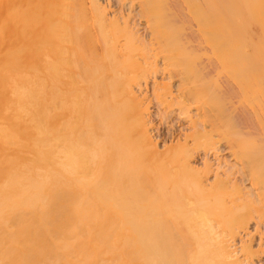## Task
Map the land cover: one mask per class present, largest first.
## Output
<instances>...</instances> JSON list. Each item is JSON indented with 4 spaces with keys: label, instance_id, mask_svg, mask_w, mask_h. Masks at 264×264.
Instances as JSON below:
<instances>
[{
    "label": "bare ground",
    "instance_id": "bare-ground-1",
    "mask_svg": "<svg viewBox=\"0 0 264 264\" xmlns=\"http://www.w3.org/2000/svg\"><path fill=\"white\" fill-rule=\"evenodd\" d=\"M54 1L0 0V264H262L264 0H138L148 41ZM151 89L183 142L153 137Z\"/></svg>",
    "mask_w": 264,
    "mask_h": 264
},
{
    "label": "rangeland",
    "instance_id": "rangeland-1",
    "mask_svg": "<svg viewBox=\"0 0 264 264\" xmlns=\"http://www.w3.org/2000/svg\"><path fill=\"white\" fill-rule=\"evenodd\" d=\"M41 1V0H40ZM39 0H29V5H30V7H32V9L33 8H35V10H37V8H38V6L39 5H41V2H40ZM54 1V0H53ZM137 1V2H136ZM40 2V3H39ZM88 1H85V4L88 6V4L89 3H87ZM100 2H102V3H109L110 4V10H111V14L112 15H116V12H117V17H121V15L122 16H125V15H127V13L130 15V18H132V20L133 21H131V23L132 24H136L135 26H136V29H137V31H138V34H140V36L141 37H143V39H146V41H148V39H149V32H148V30H146L147 29V27H146V24H144L145 22H144V20H143V18L141 17V15H139L140 13H139V8H138V0H101ZM54 3H55V1H54ZM130 3H132L133 5H131ZM58 4V3H57ZM56 4V5H57ZM84 4V5H85ZM32 5H35V6H32ZM56 5H54L55 7H56ZM86 5H85V7H86ZM129 5V6H128ZM132 6V7H131ZM37 7V8H36ZM41 7V6H40ZM130 7H131V11L132 12H130ZM52 8H54V7H52ZM52 8H50V9H52ZM87 8V7H86ZM134 8V9H133ZM55 9V8H54ZM34 10V9H33ZM34 10V11H35ZM113 11V12H112ZM120 11V12H119ZM118 13H119V15H118ZM125 14V15H124ZM37 24V23H36ZM38 25V24H37ZM148 38V39H147ZM161 77V76H160ZM159 77V81H161L162 79V83H165V81L167 82H170L171 81V83H165V84H172V85H175V83L177 82L176 80H170L169 78H164V76H162L161 78ZM165 79V80H164ZM169 79V80H168ZM175 82V83H174ZM177 84V83H176ZM171 86V85H170ZM176 86V85H175ZM171 88L172 89H174V86L172 87L171 86ZM152 91V89L151 90H149L148 91V95L147 96H149V99H147V100H149V102H148V104H149V110H150V112H151V114H152V121H153V129H152V135H154L153 137H157V142H158V144H159V146H162V145H174L175 143L177 144V141H178V139L180 140V141H182L183 142V140H181L182 138H184V134H185V132L187 133V132H189L190 130L188 129V125L186 126V124H184V123H187L186 121H184V120H182V116H179L178 115V112L176 113V108L174 107H168V106H165L164 104V106L161 104V103H159V106H158V102L159 101H157V103H156V101H155V99H157L158 100V98H156V95H155V97H153L154 96V93L153 92H151ZM152 94H153V96H152ZM155 98V99H154ZM169 103V102H168ZM162 106H161V105ZM158 106V107H157ZM167 110H166V109ZM164 109V110H163ZM161 110H163V111H161ZM169 110H172V111H169ZM166 113H165V112ZM174 111V112H173ZM178 111V110H177ZM172 114H171V113ZM174 113V114H173ZM176 114V115H175ZM179 116V117H178ZM178 117V118H177ZM181 117V118H180ZM188 124V123H187ZM180 126V127H179ZM178 127V128H177ZM187 128V129H186ZM208 129V128H207ZM185 130V131H184ZM209 130H210V128H209ZM208 131V130H207ZM215 131H217V130H215ZM215 131L213 132V139L215 140V138H216V140L217 139H219V140H221L220 142H216V145H215V147H217V148H219L218 150V154H219V156H220V160L221 161H224V160H226L224 163L226 164V162H227V165H228V163L230 164V161H231V164H230V166L231 165H233L234 163H236L235 162V159H239V157L237 156V157H235L234 159H233V156L232 155H234L235 156V154L233 153L234 151H235V149H237V144L236 143H234V147H236V148H234L233 147V150H232V147H230V146H228V145H230L228 142H226V138H222V139H220V135L218 136L219 138H217L216 136V134L218 133V132H216L215 133ZM181 134H180V133ZM179 137V138H178ZM180 141H178V142H180ZM228 141V140H227ZM234 142V141H233ZM231 143V142H230ZM203 145L202 146H204V144L205 143H202ZM227 144V145H226ZM200 145V144H199ZM197 146V144L196 145H194V148L197 146V148L199 147H202V146ZM207 145V144H206ZM211 145V146H210ZM237 145V146H236ZM208 146H210V147H208ZM233 146V145H232ZM205 147V146H204ZM212 147V149L209 151V149ZM213 147L214 146H212V144H208L207 145V148L208 149H206V147H205V149H206V151H205V153H204V149H203V147L202 148H200L201 150H196V148L194 149V152H195V155H196V157H195V162H196V164L195 165H198L199 167H202L203 165H202V162H203V156L204 157H206V156H208V157H211L212 158V156H210L213 152H214V149H213ZM228 147H230V148H228ZM203 149V150H202ZM229 149H231V152H232V154H231V152H230V150ZM196 150V151H195ZM207 151H209V153H207ZM197 152V153H196ZM212 152V153H211ZM213 159V158H212ZM237 159V160H238ZM229 160V161H228ZM234 162V163H233ZM240 162V161H239ZM233 163V164H232ZM237 165H235L234 164V166H237L238 167V162L236 163ZM197 166V167H198ZM237 167H234V169L235 168H237ZM238 169V168H237ZM236 169V170H237ZM236 170H234V173H235V171ZM237 172H238V170H237ZM239 173V172H238ZM237 173V174H238ZM236 173L235 174H233V175H235V178H238L236 175H237ZM238 176H239V174H238ZM238 180H240L241 181V179H240V176H239V178H238ZM240 181H238L239 182V184L241 183ZM243 181V180H242ZM245 183V184H244ZM244 183H242V184H244V185H247V184H249L247 181L245 182L244 181ZM242 184H240V187H241V185ZM255 202V201H254ZM248 204V208H249V205H250V208L249 209H246L247 208V205ZM247 204H243V210H247L248 211V213H249V210L251 209V211H252V213L253 214H251V215H253L252 217H254V216H256V215H254V210H255V208H251V204L253 205L254 203L253 202H250V203H247ZM245 205V206H244ZM255 206L257 205V207L259 206L258 205V203H255L254 204ZM246 207V208H245ZM257 207H256V209H257ZM254 209V210H253ZM242 210V211H243ZM246 211H244L243 213H245ZM251 213V212H250ZM249 213V214H250ZM257 213H258V211H257ZM247 214V213H246ZM249 214H247V216H249ZM251 217V218H252ZM255 219V218H254ZM252 220H253V218H252ZM251 222V223H250ZM249 222V224H248V229L252 232L253 230H254V220L253 221H250ZM253 223V224H252ZM261 229V231H263L264 230V228L262 227V228H260ZM263 229V230H262ZM248 230V231H249ZM253 233H254V231H253ZM252 233V234H253ZM258 234V235H257ZM256 235V237H255V240H254V242H252V244H253V246H252V248H253V251L252 252H254L256 255L255 256H253L254 257V261L255 262H259V263H262V264H264V253H262V252H260L258 249H261V250H263L264 251V240L262 241V244H261V246L259 247V242H261L260 241V239H259V237L258 236H261V234L259 235V233H257ZM263 236H264V231H263ZM255 250V251H254ZM256 250H258V253H257V251ZM254 253H253V255H254Z\"/></svg>",
    "mask_w": 264,
    "mask_h": 264
}]
</instances>
